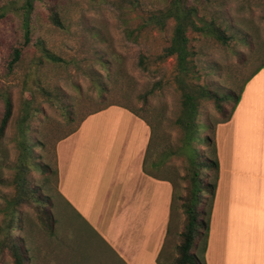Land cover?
Returning <instances> with one entry per match:
<instances>
[{"label":"rangeland","instance_id":"1","mask_svg":"<svg viewBox=\"0 0 264 264\" xmlns=\"http://www.w3.org/2000/svg\"><path fill=\"white\" fill-rule=\"evenodd\" d=\"M132 1H37L33 15L35 34L64 62L47 61L39 49L29 47L17 66L9 70L11 50L22 39L18 19L22 0H0V121L5 101L9 99L12 105L11 117L0 138V227L7 204L16 192L13 178L19 172L18 159L22 153L19 120L24 101L32 102L38 109L35 118L27 123L29 133L24 135V140L33 146L34 162V165L27 163L30 167L24 179L26 186L31 187L42 201L44 211L49 213L55 202L60 203L52 172L57 143L75 131L87 114L107 106H128L153 128L146 169L160 178L170 179L174 186L173 219L160 260L162 264H175L184 219L179 197L185 195L186 186L182 179L184 156L176 153L183 138V131L176 125L182 108L181 94L173 80L174 58L153 64L147 71L138 65L141 56L151 61L169 45L172 22H168L163 31L146 29L139 34L137 27L142 12L134 9L130 4ZM166 4H160V7ZM49 6L56 7L65 29L51 24ZM220 12L231 31L236 32V39L222 45L196 33L188 32L187 36L190 47L196 52L195 63L198 69L201 68L198 80L191 82L223 95L230 91L237 93L244 80L264 62V0H217L203 14L208 18V15H219ZM243 35L252 38L253 48L238 40ZM101 60L107 61L108 66L103 68ZM36 63L37 71L34 72ZM94 84L106 85L110 90L107 97H97ZM149 92L151 94L147 95ZM200 106L196 119L199 125L223 120L224 116L215 110L212 101H201ZM232 106L233 102L228 101L225 113ZM198 141L202 142L201 132ZM195 153L201 161L199 146ZM153 164L160 165L154 168ZM44 165L49 166V172L41 171ZM204 170L207 174L208 170ZM206 178L205 175L203 180ZM205 189L203 193H206ZM199 196L201 201L202 194ZM18 210L13 234L22 250L23 264H36L40 248L50 233L34 208L23 204ZM86 241L87 256L100 255L97 253L99 248L92 250L94 242L90 238ZM197 242L195 238L191 252L200 258L195 247ZM0 264H12L7 253L0 258Z\"/></svg>","mask_w":264,"mask_h":264},{"label":"crops","instance_id":"2","mask_svg":"<svg viewBox=\"0 0 264 264\" xmlns=\"http://www.w3.org/2000/svg\"><path fill=\"white\" fill-rule=\"evenodd\" d=\"M153 135L142 118L109 106L57 143L60 203L50 209L54 231L36 264H162L174 186L145 171ZM214 141L218 179L204 262L264 264V69L216 125ZM88 238L100 255L87 256Z\"/></svg>","mask_w":264,"mask_h":264},{"label":"trees","instance_id":"3","mask_svg":"<svg viewBox=\"0 0 264 264\" xmlns=\"http://www.w3.org/2000/svg\"><path fill=\"white\" fill-rule=\"evenodd\" d=\"M37 1L43 2V0H22V4L18 8V19L22 39L21 42L11 50L10 59L8 61L9 70L17 66L26 49L29 47L39 49L41 56L47 61L53 63L64 62L60 57L48 50L44 40L35 34L36 22L33 15ZM214 1L217 0H133L130 2L134 9L142 12L140 16L141 23L137 27L139 34L146 29L163 31L167 23L172 22V35L169 45L163 48L162 53L155 56L151 61L141 56L138 65L142 70L147 71L153 64L162 62L168 58H174L173 80L181 94L182 108L179 118L176 120V125L183 131V138L180 140L181 142H179L180 146H178L176 153H182L184 156L185 174L182 176V179L186 182V186L185 195L179 197L180 209L184 219L175 264H205L204 254L208 239L209 221L218 179V162L214 141L215 127L217 124L226 122L231 118L246 82L258 71L264 69V62H262L244 80L237 93L230 91L223 95H218L205 86L191 82L192 80H198V73L201 71V68L198 69L195 63L194 56L196 52L189 45L188 32L210 37L222 45H226L230 41L236 39V32L231 31L222 12H220L219 15H208V18L205 17L206 14H203L207 9L213 6ZM166 2V6L161 8L160 6ZM48 8L50 10L48 19L51 24L58 29H65L56 7L49 6ZM238 40L250 49L254 46L252 45V38L249 39L247 35H243L241 38H238ZM100 65L104 68L108 66V62L101 60ZM33 71H37V63L33 65ZM94 87H96L97 97L101 99L107 97V94L110 93L109 88L104 84H94ZM149 94H151V92L147 95ZM109 97L111 98V96ZM201 101H212L215 110L224 116L223 120H211L206 125H199L196 119L201 111ZM228 101H232L233 106L229 112L225 113V104ZM22 105V116L19 120V126L22 129V140L19 145L22 149V153L18 159L19 172L13 178L16 192L7 204V213L3 225L0 227V258L4 253H7L12 260V264H23L22 250L19 244H17L15 240L16 237L13 234L15 231V216L19 213L18 209L20 205H29L34 208L40 222L48 229L50 235H52L54 231V220L51 213L47 210L44 211V207H42L41 203L42 201L31 187L26 186L24 179L27 173L26 170L30 167L27 163L29 162L30 165L33 163L34 165L31 152L33 146L24 140V135L29 133L27 123L30 119L35 118L34 113L37 112L38 109H36L30 101H24ZM121 107L145 120L153 131L150 122L139 116L133 108L128 106ZM104 108L106 107L97 109L92 113ZM11 112L12 105L8 99L5 101L4 113L0 121V138L7 127ZM73 132L74 131L71 133ZM200 132L202 133V142L198 141ZM198 146L200 150V159H202L201 161L195 153V148H198ZM205 149H208V151L206 152ZM159 163L163 164L164 162ZM160 164H153V166L157 168ZM204 169L208 170L207 174L204 173ZM146 170L145 167V171ZM41 171L43 173L49 172V166H41ZM52 172L56 178V168ZM148 173L154 176L153 171H149ZM205 175L207 178L203 180ZM204 187L206 188V193H203ZM200 194H202L201 201ZM201 205L204 207L201 208ZM195 238L198 239L195 247L200 254V258H197L195 254L191 252Z\"/></svg>","mask_w":264,"mask_h":264}]
</instances>
